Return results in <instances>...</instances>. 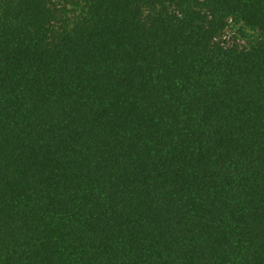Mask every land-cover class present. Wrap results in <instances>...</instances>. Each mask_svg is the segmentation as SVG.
Instances as JSON below:
<instances>
[{
  "label": "trees",
  "instance_id": "16d2710c",
  "mask_svg": "<svg viewBox=\"0 0 264 264\" xmlns=\"http://www.w3.org/2000/svg\"><path fill=\"white\" fill-rule=\"evenodd\" d=\"M0 264H264V0H0Z\"/></svg>",
  "mask_w": 264,
  "mask_h": 264
}]
</instances>
